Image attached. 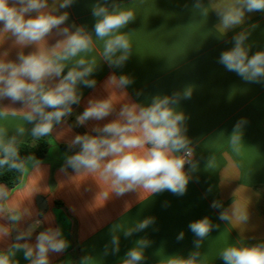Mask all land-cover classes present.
Here are the masks:
<instances>
[{
	"label": "crops",
	"instance_id": "1",
	"mask_svg": "<svg viewBox=\"0 0 264 264\" xmlns=\"http://www.w3.org/2000/svg\"><path fill=\"white\" fill-rule=\"evenodd\" d=\"M98 4L109 11L117 8L134 13V19L120 30L131 47L128 59L119 67L104 60V41L95 38L92 8ZM233 4L235 0H74L70 7L59 10L58 14H69L62 28L75 31L83 27L93 36L92 52L82 55L95 59L96 68L89 79L97 84L95 88L77 86L82 94L80 103L72 105L71 116L47 137L45 158L36 159L39 166L29 162L20 184L7 189L9 199L0 201V209H28L35 216L40 212L38 199L44 200L43 214L49 219L28 242L34 244L36 235L48 227H59L70 244L62 254L50 253V264H123L126 253L142 241L148 246L143 249L141 264H168L193 253H198L197 264H224L221 253L227 247L264 245V80L246 82L219 62L221 53L234 46V37L240 33L247 36L244 43L249 55L264 50V13L245 11L241 24L224 29L217 10ZM63 38L54 29L45 44L51 47ZM36 50L37 45H18L15 37L0 32V59L16 61L19 53ZM74 64L75 59L67 62L63 74ZM113 74L127 75L132 83L123 91L107 88L106 81ZM61 78L46 83L55 86ZM186 90L191 91L188 98L183 96ZM175 95L179 100L174 107L185 117L183 134L192 149L191 163L185 166L189 182L184 195L167 190L131 192L105 200L110 188L102 181L87 176L70 180L69 176L75 175L71 169L69 176L60 172L65 154L75 151L68 149V142L114 118L76 126V116L91 99L113 96L118 110L123 103L149 104L156 97ZM0 110L8 112L0 117L4 140L15 137L16 142H25L32 137L33 124L23 119L24 105L0 99ZM20 127L25 129L23 134ZM234 138H238L235 143ZM213 201L220 207H210ZM222 212L229 215L228 221L219 219ZM242 213L247 214L246 221L237 218ZM204 217L213 228L197 248L189 224ZM147 218H154L148 228L124 236L125 229ZM28 223L31 220L17 227L22 230ZM181 232L183 239L178 240ZM113 234L119 237L118 252H113ZM15 235L13 230L11 237L0 240V251L8 249ZM14 259L29 264L21 252Z\"/></svg>",
	"mask_w": 264,
	"mask_h": 264
},
{
	"label": "clouds",
	"instance_id": "2",
	"mask_svg": "<svg viewBox=\"0 0 264 264\" xmlns=\"http://www.w3.org/2000/svg\"><path fill=\"white\" fill-rule=\"evenodd\" d=\"M73 3L74 0H52L50 6L49 0H0V32L15 37L18 45H37L36 51L19 53L16 61L0 59V99L24 105L27 111L23 119L33 124L31 135L36 139L51 136L55 126L71 116L72 105H78L81 100L79 84L88 88H95L97 84L95 79H89L96 68L95 59H85L82 55L92 52L93 36L83 27H76L75 31L61 27L69 19V14H58L59 10ZM245 11L264 13V0H235L233 5L218 8L217 15L222 27L228 29L242 23ZM92 15L96 18L95 38L104 41V60L113 67L123 65L131 45L120 30L134 19V13L117 8L109 11L98 4L92 8ZM54 29L64 38L47 47L45 38ZM246 39L244 33L235 36L234 46L221 53L219 62L246 82H260L264 80V50L249 55L250 49L244 43ZM74 59V66L63 74L67 62ZM61 76L55 86L46 83ZM131 83L127 75L117 77L113 74L107 79L106 87L123 91ZM183 96L190 97L191 91L186 90ZM112 97L91 99L84 111L76 116V126H83L88 121H103L109 116L114 118L103 126L94 125L91 132L76 134L67 144L69 150L75 151L65 154L60 172L69 176L68 170L71 169L75 175L69 176L70 180L87 176L102 181L110 188L105 200L113 194L120 198L131 192L155 194L167 190L184 195L189 182L185 165L191 163L192 149L183 134L185 117L174 107L179 96L156 97L149 104L123 103L118 110ZM7 115V111L0 110V117ZM18 131L23 134L25 129L20 127ZM4 135L5 130L0 129V169L24 172L29 162L33 166L40 165L41 162L33 156L21 159L15 137L4 140ZM237 139L234 138L233 143ZM8 199L7 188L0 185V201ZM210 207L219 208L220 205L213 201ZM237 218L246 221L248 216L242 213ZM0 219L5 221L0 223V240L11 237L13 230L16 231L14 242L6 251H0V264H18L14 259L18 252L29 264H50V253L62 254L70 246L59 227H48L36 235L34 244L28 242L35 230L49 219L42 212L33 216L28 209H0ZM219 219L228 221L230 217L222 212ZM26 220L31 223L22 230L17 227ZM153 222L154 218L139 221L133 228L125 229L124 236L143 231ZM212 228L208 217L189 224V229L197 237L194 242L197 248ZM183 236L181 232L177 239L181 240ZM111 244L113 252H118L117 235L113 234ZM147 246L148 242L142 241L139 247L130 249L123 264H141L143 249ZM197 255L193 253L187 259H172L168 264H197ZM221 259L224 264H264V245L227 247L222 251Z\"/></svg>",
	"mask_w": 264,
	"mask_h": 264
},
{
	"label": "trees",
	"instance_id": "3",
	"mask_svg": "<svg viewBox=\"0 0 264 264\" xmlns=\"http://www.w3.org/2000/svg\"><path fill=\"white\" fill-rule=\"evenodd\" d=\"M21 159L33 156L35 159H43L47 155L49 144L47 137L36 139L33 136L25 142H16ZM23 172L9 171L7 168L0 169V185L7 189H13L20 184Z\"/></svg>",
	"mask_w": 264,
	"mask_h": 264
},
{
	"label": "water",
	"instance_id": "4",
	"mask_svg": "<svg viewBox=\"0 0 264 264\" xmlns=\"http://www.w3.org/2000/svg\"><path fill=\"white\" fill-rule=\"evenodd\" d=\"M38 203H39L40 212L44 213L46 210L44 200L42 198H39Z\"/></svg>",
	"mask_w": 264,
	"mask_h": 264
},
{
	"label": "built area",
	"instance_id": "5",
	"mask_svg": "<svg viewBox=\"0 0 264 264\" xmlns=\"http://www.w3.org/2000/svg\"><path fill=\"white\" fill-rule=\"evenodd\" d=\"M190 160H191V157H190ZM190 163H186V165L185 166H188Z\"/></svg>",
	"mask_w": 264,
	"mask_h": 264
}]
</instances>
